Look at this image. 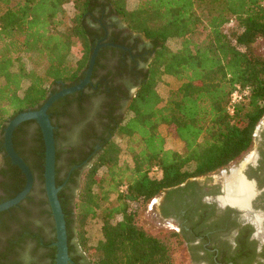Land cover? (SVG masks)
Masks as SVG:
<instances>
[{
    "label": "trees",
    "instance_id": "16d2710c",
    "mask_svg": "<svg viewBox=\"0 0 264 264\" xmlns=\"http://www.w3.org/2000/svg\"><path fill=\"white\" fill-rule=\"evenodd\" d=\"M102 1L111 5L130 31L153 40L155 54L129 112L116 123L114 135L103 141L77 186L78 193L69 200L67 187L59 192L69 252L79 245L96 264H168L171 248L139 224V207L191 178L228 165L251 147L264 116V56L253 50V44L264 37V0H138L131 9L129 0ZM102 1L0 0V164L4 158L17 193L24 188L26 176L7 155L4 129L18 113L42 104L59 82L71 86L85 77L97 43L89 16ZM69 4L73 15L67 10ZM232 22L235 28L226 31ZM172 39L180 40L179 48L169 46ZM76 48L81 53L77 59ZM164 76L181 83L167 98L158 90ZM237 85L249 87L250 92L231 112ZM162 125L183 142V151L166 147ZM21 126L14 134L16 149ZM59 134L56 130V137ZM36 135L37 159L32 164L24 159L45 187L40 128ZM118 136L127 140L125 148L116 141ZM125 153L130 161L122 160ZM59 156L58 151L57 161ZM58 170L60 186L65 177L60 178ZM46 204L49 201L42 197L39 205ZM41 213L52 215L47 207ZM97 218L103 221V239L89 247L87 226ZM56 253L53 247V260Z\"/></svg>",
    "mask_w": 264,
    "mask_h": 264
},
{
    "label": "flooded vegetation",
    "instance_id": "af4514ba",
    "mask_svg": "<svg viewBox=\"0 0 264 264\" xmlns=\"http://www.w3.org/2000/svg\"><path fill=\"white\" fill-rule=\"evenodd\" d=\"M89 20L96 46L100 44L103 50L96 75L82 95L61 97L48 110L60 132L56 137L57 152H60L57 167L60 178L65 177L60 186L67 187L65 193L69 200L78 193L77 186L97 158L103 141L114 135L116 123L129 112L155 54L154 41L130 31L107 2L102 1L91 12ZM58 84L49 96L69 87ZM21 125L16 150L32 164L37 159L36 130L40 127L35 121ZM76 170L80 173L75 174ZM32 172L35 181L27 198L0 211V264H53L55 261L51 256L52 248L56 247L54 217L41 213L46 207L50 209V205H39L42 197L48 198L46 189L41 190L44 186L39 185L36 173ZM231 183L246 186L244 205L226 200ZM15 185V178L3 158L0 204L19 193ZM149 203L157 224L168 232L164 238L171 247L168 264H264V116L251 147L244 154L216 171L162 192ZM73 244H77L76 240ZM70 257L73 262L69 264H96L79 245L73 248Z\"/></svg>",
    "mask_w": 264,
    "mask_h": 264
},
{
    "label": "water",
    "instance_id": "95a60500",
    "mask_svg": "<svg viewBox=\"0 0 264 264\" xmlns=\"http://www.w3.org/2000/svg\"><path fill=\"white\" fill-rule=\"evenodd\" d=\"M101 45L98 44L92 53L85 77L77 84L63 87L59 92L49 96L38 109H29L18 113L10 119L4 129V147L13 164L17 165L26 176L24 188L12 199L0 204V211L18 205L32 191L34 185V174L26 160L19 154L14 145V134L16 129L24 122L33 120L41 128L45 143V189L50 209L54 217L56 230V264H69L73 262L69 252L68 227L64 209L62 207L59 192L62 186L57 185V139L56 126L53 124L49 108L55 101L66 95L83 90L92 79L93 71L97 62ZM63 85L65 83L60 82Z\"/></svg>",
    "mask_w": 264,
    "mask_h": 264
},
{
    "label": "rangeland",
    "instance_id": "374dc122",
    "mask_svg": "<svg viewBox=\"0 0 264 264\" xmlns=\"http://www.w3.org/2000/svg\"><path fill=\"white\" fill-rule=\"evenodd\" d=\"M137 3H138V0H129L128 1V7L130 9L135 8ZM67 10L71 15H73L74 7L72 4L67 5ZM2 12H3V8L0 6V15ZM234 28H235V24L233 22L226 25V27H225L226 31H231ZM180 45H181V42L178 39H172L169 41V46L173 49L179 48ZM253 50L255 51L256 54L264 56V37H260L253 44ZM80 54L81 53H80L79 49L76 48L74 51L73 57L75 59H77L80 57ZM1 81H2V79H0V82ZM180 84L181 83L177 79H175L174 77L164 76L163 80L158 85V90L164 98H167L169 92L172 89L179 87ZM160 131L166 139V147L167 148L183 151V149H184L183 142H181L179 139H176L173 135L170 134L169 128L167 125H162L160 128ZM116 141L119 142L124 148L127 145V140L121 136H118L116 138ZM122 160L130 161L131 158L128 154L125 153L122 155ZM150 207H151V203H147L146 205H141L139 207L136 219L139 222V224L142 225L143 227H145V229L150 234L155 235L157 237H160L161 239L164 240L165 236L168 237V232L162 226L157 224V219L155 218L153 212L150 210ZM119 219H121V216L119 217ZM102 226H103V221L101 218H97L95 220L90 221L89 225L87 226L88 237L90 239L89 247L97 245V243L101 239H103ZM76 242H78V241L76 240ZM172 248H174V247H172ZM86 253H89V251ZM88 258L90 259V257H88Z\"/></svg>",
    "mask_w": 264,
    "mask_h": 264
},
{
    "label": "bare ground",
    "instance_id": "6f19581e",
    "mask_svg": "<svg viewBox=\"0 0 264 264\" xmlns=\"http://www.w3.org/2000/svg\"><path fill=\"white\" fill-rule=\"evenodd\" d=\"M229 188H230V192H229V196L226 197V200L234 204L244 205L246 203V198H247L246 186L243 183H238V184L231 183Z\"/></svg>",
    "mask_w": 264,
    "mask_h": 264
},
{
    "label": "built area",
    "instance_id": "2783aa9c",
    "mask_svg": "<svg viewBox=\"0 0 264 264\" xmlns=\"http://www.w3.org/2000/svg\"><path fill=\"white\" fill-rule=\"evenodd\" d=\"M249 92V87H242L241 85L236 86V89L232 93L231 102L229 106L231 112H234L236 104L243 101L246 96L249 95ZM122 190H125V187H122Z\"/></svg>",
    "mask_w": 264,
    "mask_h": 264
}]
</instances>
